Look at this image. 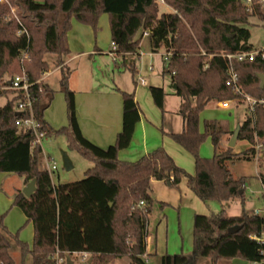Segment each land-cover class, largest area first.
<instances>
[{
	"label": "trees",
	"instance_id": "1",
	"mask_svg": "<svg viewBox=\"0 0 264 264\" xmlns=\"http://www.w3.org/2000/svg\"><path fill=\"white\" fill-rule=\"evenodd\" d=\"M16 8L17 23L7 19L9 7L0 5V82L19 72L18 60L27 55L24 70L34 98L32 114L46 138L65 136L70 150H76L91 162L84 178L53 186L51 176L43 168L39 147H30L31 131L19 129L15 122L27 118L18 113V96L12 91H0L4 103L0 106V173L16 174L24 184L35 180V191L26 198L18 191L12 206L21 210L33 225V243L8 236L0 215V264H14L10 255L13 247L22 259L29 256L31 264H54V254L71 257L85 253L90 264H148L145 255L146 223L152 205L149 195L152 180L177 186L186 179L187 188L203 203L218 202L221 210L193 219L192 250L187 254L160 257V264H197L205 258L210 264L221 260L241 259L260 264L264 261V244L252 236L264 228V218L242 211L228 216L223 203L242 199L244 179L234 178L229 164L238 160H253L255 146L260 145L257 164H264V108L256 105L254 119L246 116L239 125L237 141L249 148L234 154L232 148L219 152L218 146L228 133L215 123H205L199 130V116L211 101H231L236 98L225 85L228 62L222 55L247 52L249 19L256 18L264 25V11L254 1L250 8L240 0H163L172 12L159 14L156 0H6ZM100 14L109 17L110 40L115 44V60L119 70L127 71L134 80L137 73L143 33L147 32L152 54L170 52L163 74L175 85L173 94L180 99L179 115L183 122L180 133L167 136L194 160V174L188 175L176 166L163 148H157L135 162L118 160L120 151L130 145L134 128L139 122V109L134 92L113 90L121 96L122 125L114 143L101 149L81 133L75 110L74 92L68 81L71 69L64 65L69 55L67 33L72 19L96 30ZM204 55H203V54ZM55 56L60 70L59 90L64 96L67 125L50 128L44 121L54 91L40 82L48 73L44 57ZM241 90L254 99H264L258 74H264V59L252 62H233ZM8 78V79H9ZM7 81L3 83L5 87ZM153 104L163 109L166 93L162 88L149 87ZM240 104V103H238ZM241 105V104H240ZM245 111H247L245 109ZM18 115L16 116V114ZM209 137L214 150L211 159L199 157V147ZM264 184L262 174H259ZM241 194H239V192ZM143 202V207L138 203ZM236 228L233 233L228 230Z\"/></svg>",
	"mask_w": 264,
	"mask_h": 264
},
{
	"label": "rangeland",
	"instance_id": "2",
	"mask_svg": "<svg viewBox=\"0 0 264 264\" xmlns=\"http://www.w3.org/2000/svg\"><path fill=\"white\" fill-rule=\"evenodd\" d=\"M6 4L9 7L7 14V19L14 20L20 23L19 18L16 14V8L9 5L6 0H0V5ZM172 11L164 6H159V14H167ZM73 23L82 27H88L91 29V36L83 34L82 38L84 43L87 44L90 40L94 41L96 48H99L103 53L90 57V61H95L93 66H88L87 58L80 61H73L69 64V68L76 69V75H79L81 80L83 77L91 78L94 80L93 86L100 90H106L108 88L119 87L121 90H129V92L144 91L149 94V86L156 84L163 87L166 96L163 104V109H158L150 98V103L152 107L158 112L159 116L164 118L165 122L171 119H179L176 115L178 107L180 104V99L171 92L170 79L167 75L163 74L164 61L162 55L165 53L164 50L158 51L156 54H152L149 49L147 37H143L140 43V57L136 62L137 73L135 74L134 80L137 81V85L134 87L132 83V78L129 72L119 70L115 68L113 59L107 54L111 49V40L109 32V17L107 14H100L97 20L96 30H93L90 26L77 22L72 19L70 21L69 42L72 40V35L74 33ZM249 31L248 44L253 49H264V25H262L256 18L249 19V26H247ZM67 33V34H68ZM98 43V44H97ZM71 46L74 43L71 41ZM150 53V54H149ZM148 54L150 56H148ZM27 56V55H25ZM45 61L48 63L49 69L53 70L55 67V56L46 55L44 57ZM27 58L22 55L18 60L19 72L21 68L24 69V64L27 62ZM116 62V65H118ZM25 71V70H24ZM17 73V74H18ZM59 77V73H55L51 80H56ZM76 77V76H75ZM9 78L8 75H4L0 82V91H5L3 83ZM76 79V78H75ZM139 79H143L146 84L140 85L138 83ZM114 91V90H113ZM150 96V94H149ZM0 98V106L4 103V98ZM169 112V113H168ZM246 116H249L248 112L243 110L242 107L235 108L232 104L229 110H222L219 107V103L216 101L209 102L200 113L199 116V129L203 132L204 124L215 123L225 130H234L240 122H243ZM166 126V125H165ZM166 128V127H165ZM159 134H161L159 132ZM231 137V134H229ZM249 147L248 143L245 141H237L236 145L233 147L232 152L234 154H239ZM228 148V147H227ZM226 148V149H227ZM65 152L73 164V169L66 172L62 168L61 164V153ZM187 154L182 158L186 164V158L191 164L192 170H194L193 158ZM198 155L204 159H211L213 157V147L209 137L205 138L199 147ZM42 156H43V168H46L45 158H49L56 165V170L51 174V183L53 186L58 184L73 183L84 178V172L92 167L91 162L82 157L80 153L76 150H70L68 148L67 140L65 136H50L42 142ZM259 157V156H258ZM183 162V161H182ZM49 163V162H48ZM186 166V165H185ZM229 170L234 178L244 179V193L242 199H234L229 202L223 203V208L228 216L236 217L241 214L242 211L247 214H252L255 209H261L263 207V201L261 199L262 184L259 174H262L264 178V164L263 167L258 166L255 160H238L229 164ZM20 182L22 178L16 174L0 173V215H4L3 223L6 226L8 236H16L18 240L24 241L28 248L32 247L33 243V225L31 222H27L24 218L21 210L15 206H12L13 193L16 189L20 188ZM27 185V184H26ZM24 184V187L26 186ZM172 189H177L178 185L172 187ZM23 189V188H22ZM21 189V190H22ZM13 199V198H12ZM201 202V201H200ZM210 212L217 213L220 210V204L215 201L208 202ZM156 204L153 205V210H156ZM207 211V212H208ZM186 212L182 211L180 213L181 224L180 233L177 230V214L169 210L167 212L168 217V232L166 237V251L164 250V244H161V252H166L164 254L174 255L176 252H180L183 247V252L181 254H186L185 250L188 248L189 252L192 250L191 237L193 232V220H187ZM188 228H187V227ZM163 245V246H162ZM188 252V253H189ZM161 255L162 253H157ZM178 254V253H177ZM180 254V253H179ZM10 255L14 260V264H31V259L29 256L24 259L21 258L19 252L13 247L10 251ZM161 256H150L148 257V264H160ZM74 264H85L86 260L83 261L80 257L75 255L70 257ZM116 264H128L126 259L120 260ZM197 264H210L209 259L202 258L198 260ZM217 264H252L241 259L232 260H221ZM256 264V263H255Z\"/></svg>",
	"mask_w": 264,
	"mask_h": 264
},
{
	"label": "crops",
	"instance_id": "3",
	"mask_svg": "<svg viewBox=\"0 0 264 264\" xmlns=\"http://www.w3.org/2000/svg\"><path fill=\"white\" fill-rule=\"evenodd\" d=\"M159 6L169 8L165 4H159ZM73 26L74 33L72 35L71 41L74 43V48L73 45L71 46L70 44L71 41L69 42L68 33L66 38L70 53L65 59L64 65L69 67V64L71 62L80 60L85 61V58H87L86 62L88 66L91 67L93 66V63L95 61H90L89 58L95 55H99L103 53V51L99 48H96L93 40H90V42L87 44L84 43L82 35L87 34L91 36L92 32L90 28L79 26L77 25V23H73ZM149 54L148 56H150ZM139 57L137 58V60L139 59ZM113 63L115 65V68H117L114 60ZM55 73H59V77L56 78V80H51V77ZM59 80L60 70L58 67L50 70L48 73H45L40 79L41 83L49 86L54 91L53 99L49 107L44 112V121L50 128L54 130L65 127L67 125L66 106L64 102V96L59 90ZM93 83L94 80H92L91 78L83 77L80 80L79 75H76V69L74 68L71 70L68 85L69 88L74 92L75 110L79 129L82 135L89 142L101 149H105L114 143L116 135L120 132L122 125V100L121 96L113 91V89L117 88L123 92H129V90H121L119 87L100 90L98 88H95L93 86ZM149 87H157L163 89V87L156 84H153ZM170 88L171 92L173 93L171 84ZM134 91V98L138 105L140 118L139 122L134 128V133L129 147L119 152L118 160L122 162H135L142 156L147 155L153 150L157 148H163L164 151L172 158L176 166L183 169L188 175H193L194 170H192L191 164H188L189 161L187 160V158L186 161L188 163L186 162V164L184 163V160H182V158L187 154H185V151L178 145H176L167 136V134L180 133L183 129V122L179 115V107L178 111L176 112V115L179 119L177 120L173 118L165 122L164 118L160 117L158 112H156L154 107H152L150 103V93L147 94L145 90L137 91L136 88L134 89ZM232 104L235 105V108L242 107L243 110H245V107L243 105L232 102L227 109L222 110H229ZM241 123L242 122L237 124V126H239ZM226 131L233 134L234 130ZM159 132L161 134H159ZM230 138L231 137L229 136V134H226L222 138L218 146L219 152L226 150ZM236 143L237 141L235 142V145ZM22 188H24L23 178L22 182H20V188L15 190L12 198L18 191H22ZM149 195L152 199V205L146 223L145 255L147 260L150 256H163L165 255L164 253H166L161 252V244H164V250L166 251V237L168 232V217L166 215L169 210L177 214L178 233H180V224L182 222L180 213L182 211H185L187 213V220L191 221L196 215L207 216L210 213H213L208 211V203L200 202V200L187 188L185 178L180 181L177 189H172L170 184L168 185L166 182L152 180L150 184ZM12 198H10V201L13 200ZM155 204L157 206V209L153 210V205ZM24 219L26 220V218ZM192 239L193 232L191 243ZM21 242L25 243L24 241ZM181 252H183V247L180 252H176V254L174 255H177V253L181 254ZM188 252L189 249L187 248L185 250V253L187 254ZM157 253L162 254L159 255ZM88 259H90L89 256L85 259L86 262L88 261ZM119 261L120 260H115L114 264L118 263Z\"/></svg>",
	"mask_w": 264,
	"mask_h": 264
},
{
	"label": "built area",
	"instance_id": "4",
	"mask_svg": "<svg viewBox=\"0 0 264 264\" xmlns=\"http://www.w3.org/2000/svg\"><path fill=\"white\" fill-rule=\"evenodd\" d=\"M256 2L260 8L264 11V0H240V2L247 8H250L253 2ZM158 4H164L163 0H156ZM147 32L143 33V37H147ZM112 49L107 53L113 60H115V44L110 43ZM203 54V53H202ZM204 55V54H203ZM171 56L170 52H165L162 55L163 61H167V59ZM24 57L27 58V56L24 55ZM223 58L226 59L228 62V69H227V80L225 82V85L229 87L233 94L236 96L234 100L231 101H221L219 102V107L221 109H227L230 105V103H240L245 107L247 110L249 116L254 119V114H253V109L256 105H260L264 108V99H254L250 97L249 95L245 94L240 86L238 85V76L237 73L234 71L232 67L233 62H252L254 61L257 57H260L261 59H264V49H252L251 51L247 52H236L234 54H227V55H222ZM10 81V85H7L4 87L5 90L12 91L14 92L17 96L18 99L15 104V110L18 113H26L28 115L27 118H22L18 119L15 122V125L22 130H28L31 131L33 135V140L30 143V147H39L42 151V142L43 140L46 139V133L45 131L41 130L38 123L35 121L33 118L32 114V103L34 101V98L32 97L30 93V88L34 85L33 83L29 82V79L27 77V74L25 73L24 69L21 68L20 73L14 75L13 77L7 79V83ZM138 83L140 85H144L145 81L143 79H139ZM260 149V145L256 144L255 146V156L254 160L257 162L258 160V151ZM46 164V170L51 176L53 171L56 170V165L55 163L50 160L49 158H45ZM49 162V163H48ZM262 184V195L261 199L263 201V207L261 209H255L252 213V215L259 216L264 218V184ZM144 203L139 202L138 207H143ZM251 239L256 241L257 243L264 244V228L262 232L257 235V236H252ZM76 257H80L83 261L88 257L87 254L85 253H74ZM72 255V256H73ZM54 264H65L66 257H61L58 252L54 254L53 257ZM260 264H264V261Z\"/></svg>",
	"mask_w": 264,
	"mask_h": 264
},
{
	"label": "water",
	"instance_id": "5",
	"mask_svg": "<svg viewBox=\"0 0 264 264\" xmlns=\"http://www.w3.org/2000/svg\"><path fill=\"white\" fill-rule=\"evenodd\" d=\"M259 82H260V88H264V74H258L257 75ZM7 85H10V81H8ZM172 89H175V85L172 86ZM18 115V113L16 114V116ZM238 132H239V126H236V128L233 131V134L228 142V147L229 148H233L235 145V142L237 141V137H238ZM61 164H62V168L64 169V171L68 172L70 170L73 169V165L72 162L70 160V158L68 157V155L65 152L61 153ZM169 185V183H167ZM35 191V180L30 181L21 191V193L26 197V198H30L32 193ZM242 191L239 192V194H241ZM237 229L236 228H232L229 229L228 232L229 233H233L235 232ZM91 263V258L88 259V261L85 264H90ZM65 264H74L73 261L71 260V258L69 256L66 257L65 260Z\"/></svg>",
	"mask_w": 264,
	"mask_h": 264
}]
</instances>
